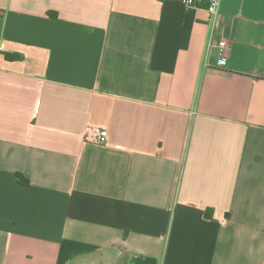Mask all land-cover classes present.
I'll use <instances>...</instances> for the list:
<instances>
[{
	"label": "crops",
	"instance_id": "crops-1",
	"mask_svg": "<svg viewBox=\"0 0 264 264\" xmlns=\"http://www.w3.org/2000/svg\"><path fill=\"white\" fill-rule=\"evenodd\" d=\"M217 2L0 0V264H264V0Z\"/></svg>",
	"mask_w": 264,
	"mask_h": 264
},
{
	"label": "built area",
	"instance_id": "built-area-1",
	"mask_svg": "<svg viewBox=\"0 0 264 264\" xmlns=\"http://www.w3.org/2000/svg\"><path fill=\"white\" fill-rule=\"evenodd\" d=\"M186 7L190 8H199L198 3H200V0H178ZM218 2L217 0H211L209 4L204 8L211 16L215 19V26L220 31L223 30L222 24H223V17L219 14L218 8H217ZM228 48V40L225 38H222L217 43V49L219 56H223L225 51ZM88 132L95 137V141L99 144H102L105 142L107 131L102 128L92 127L88 130Z\"/></svg>",
	"mask_w": 264,
	"mask_h": 264
},
{
	"label": "trees",
	"instance_id": "trees-1",
	"mask_svg": "<svg viewBox=\"0 0 264 264\" xmlns=\"http://www.w3.org/2000/svg\"><path fill=\"white\" fill-rule=\"evenodd\" d=\"M210 1L211 0H200V3H198L199 8H205L209 4ZM15 179L20 184H23V185H27L28 184L27 179H25L23 176H21L19 174H17L15 176Z\"/></svg>",
	"mask_w": 264,
	"mask_h": 264
}]
</instances>
